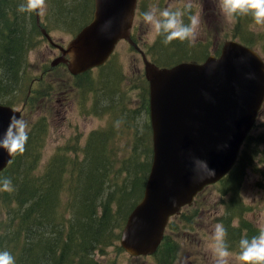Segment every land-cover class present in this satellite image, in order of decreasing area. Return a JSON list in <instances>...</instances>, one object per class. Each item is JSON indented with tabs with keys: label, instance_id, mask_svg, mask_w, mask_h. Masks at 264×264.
<instances>
[{
	"label": "trees",
	"instance_id": "1",
	"mask_svg": "<svg viewBox=\"0 0 264 264\" xmlns=\"http://www.w3.org/2000/svg\"><path fill=\"white\" fill-rule=\"evenodd\" d=\"M20 1L0 0V103L14 107L20 102L29 106L30 102L38 103L43 99V90L37 88V83L40 84L41 81L37 79L38 82L34 83L33 80L31 85L27 84L25 75L28 52L41 40V27L36 14L17 11ZM80 1L81 5H93L94 2ZM91 13L92 10L90 15ZM232 33L234 38L257 49L264 56V29L256 26L250 16L237 18ZM184 43L175 41L170 45L176 48L175 51H180ZM185 55H188L185 59L191 61H202L207 57L194 53L189 55L188 52ZM109 61L100 68L107 67ZM141 91L143 102L138 107H128L124 103L110 105V115L115 113L116 118H112L113 123L108 125V129L97 130L91 137L90 145L84 149L86 152L82 161L57 150L41 169L42 143L48 130L43 125L47 126L48 122L44 119L39 124L40 129L29 132L25 153L13 158L0 173V177H8L13 182L12 192L0 191V250L9 251L16 264H29L28 258L31 263L38 264L41 260L44 262L40 256H45L46 252L43 253L42 249L35 256L30 254V240L41 231L45 235L36 249L39 251L43 248L42 244L51 243L55 264H109V248L119 246L121 230L143 197L151 168L149 92L147 88H142ZM124 120L127 128L122 126V129L127 133L135 134L138 131V137L142 131L145 139L142 150L144 156L133 155L134 165L127 162L129 158L120 160L118 167L117 159L120 154L114 152L113 144L117 140L115 131H120L118 122ZM131 127L134 131L130 130ZM137 137L134 138L136 143L133 152L138 150ZM125 143L121 142L123 150H127L129 146ZM65 149L71 150L70 145ZM115 167L117 174L113 172ZM122 169H127V181H119ZM248 172L261 175L257 185L264 189V122L259 132L256 133L253 129L248 135L234 167L215 184L221 188L222 204L227 206V218L222 220L227 229L226 243H230L232 249L238 251L240 239L257 235L259 229L242 217L249 210L243 204L242 196ZM108 176L113 177L109 180ZM183 210L181 215L185 221L188 220L185 226L193 227L190 223L192 217L184 215ZM236 219L240 220V224L234 227ZM174 225L182 227L176 222ZM170 228H173V224ZM112 229L117 231L113 233ZM166 243L167 240L163 245ZM165 250L164 247L163 252ZM100 256H106L107 261ZM169 257L165 253V258Z\"/></svg>",
	"mask_w": 264,
	"mask_h": 264
},
{
	"label": "water",
	"instance_id": "2",
	"mask_svg": "<svg viewBox=\"0 0 264 264\" xmlns=\"http://www.w3.org/2000/svg\"><path fill=\"white\" fill-rule=\"evenodd\" d=\"M136 6L137 0H95L92 20L66 47L57 44L62 54L53 65L65 62L74 75L104 65L118 41L130 38ZM144 60L153 161L144 195L121 234L122 246L136 256L154 253L170 218L231 171L264 105V58L242 42L227 41L218 57L201 63L160 68ZM13 114L22 117L20 109L0 103V137ZM194 157L206 160L215 174L194 181ZM12 160L0 149V173Z\"/></svg>",
	"mask_w": 264,
	"mask_h": 264
},
{
	"label": "rangeland",
	"instance_id": "3",
	"mask_svg": "<svg viewBox=\"0 0 264 264\" xmlns=\"http://www.w3.org/2000/svg\"><path fill=\"white\" fill-rule=\"evenodd\" d=\"M22 2L23 0L20 1V3ZM189 2L192 4L190 14H199L200 16L199 35L194 45H189L186 42L180 51L179 49L175 51L174 46H165L161 42V37L150 33L149 28L142 21V13L148 9L150 4H157L161 9L165 7L175 9L183 8ZM218 2L219 0H139L130 30V38L118 41L107 67L95 68L89 73L81 75L72 74L68 71L66 64H61L62 62L53 65L57 56L60 55V51L49 43L40 28L41 40H38L37 45L28 52L25 75L27 84L31 85L33 80L41 81L40 84L37 83V88L43 90V99L38 103L30 102L29 106H24L20 102L15 107L21 110V118L28 122L30 131L36 128L40 129L41 125L39 126V124L44 119L48 122L47 126L43 125L48 130L45 141L42 143L41 169L57 150L70 157L80 158L82 161L86 152L84 149L90 145L91 137L96 134L97 130L108 129V125L113 123L112 118H116L115 113L110 115L109 107L112 103H124L128 107H138L143 102L141 89L148 87L144 56L157 65H171L175 62L189 60L185 59L188 57L185 55L186 52L189 55L194 53L200 56L217 54L226 39L234 38L232 31L236 26V20L228 23L220 12ZM81 8H88L90 16L91 10L92 13L94 10V2L93 5H81L80 0H47L45 14L40 16L41 27L46 26L49 29L53 42L66 45L92 20V17L88 16L80 21ZM187 22V17H185V23ZM261 114L264 115V107ZM262 123L258 121L254 132L257 133L261 130ZM118 124L120 131H115L117 140L113 144L114 152L120 154L117 166H120V160L128 158L127 162L134 165L133 155L144 156L142 151L145 146L144 135L140 131L137 137L136 132L138 131L135 134L134 132L129 134L123 130L122 126L127 128L126 120L118 122ZM130 130L134 131V128L131 127ZM136 137L138 150L133 152L136 143L134 138ZM121 142L123 144L126 142L125 144L129 145L127 150H123ZM67 145H70L71 150L65 149ZM110 163L112 162H108V164ZM126 170H121L119 181L128 180ZM117 171V167H115L114 174H117ZM108 173L111 174V171ZM112 177L108 176V179L111 180ZM260 179V174L248 172L242 188L243 204L249 209L244 212L242 217L258 228L264 226V189L257 185V181ZM183 211L187 217H192L190 223L193 224L192 230H195V233L184 240L179 239L175 231L170 232V235L175 238L173 244L176 245V249L170 257L172 264H188L189 261L190 264H213L212 253L208 247L211 243L213 226L217 223L223 224L222 220L227 218V206L222 204L221 188L215 184L208 186L199 193L196 201L185 207ZM187 221L183 219L181 222V218L175 220L183 229L187 227L185 226ZM174 224L173 228L176 227ZM238 224H240V220L236 219L233 225ZM40 231L41 229L38 230V232ZM115 231L117 230H111L113 233ZM42 233L41 231L38 236H32L30 254L35 256L42 249L46 255L40 256L43 257L44 262L41 260L38 264H55L56 258L51 254V243L42 244L43 248H40L39 251L36 249V246L44 238L45 234ZM182 234L184 235L183 231H180L178 235ZM227 245L230 252L234 254L239 252L237 249L233 250L230 243ZM109 251V264H139L140 261L146 264H155L154 258L138 261V258H134L137 257L136 255L130 254L120 246L110 247ZM160 256L164 259V253ZM100 257L103 260L107 259L106 256ZM28 262L35 264L31 263L30 258H28ZM164 264L169 263L166 261Z\"/></svg>",
	"mask_w": 264,
	"mask_h": 264
},
{
	"label": "clouds",
	"instance_id": "4",
	"mask_svg": "<svg viewBox=\"0 0 264 264\" xmlns=\"http://www.w3.org/2000/svg\"><path fill=\"white\" fill-rule=\"evenodd\" d=\"M218 7L228 23L239 17L250 16L256 26L264 29V0H219ZM47 8V0H23L17 11L22 14L43 16ZM192 4L186 3L183 8L165 7L150 4L142 13V21L150 33L162 37V43L167 46L173 41L187 42L194 45L200 29L199 14H190ZM185 17L188 22L185 23ZM74 55V53L70 54ZM249 79L254 78L249 74ZM207 95V94H205ZM258 121L264 122V115L259 114ZM29 125L22 118L13 114L7 130L0 137V149L5 150L12 158L22 156L29 140ZM214 169L206 160L193 158V180L201 181L205 176H213ZM13 182L8 177H0V191L12 192ZM235 227V225H233ZM227 229L221 223L213 226L209 250L212 253L213 264H264V226L258 229V234L251 238L242 237L239 241V252L229 251L226 243ZM0 264H16L15 258L7 250H0Z\"/></svg>",
	"mask_w": 264,
	"mask_h": 264
},
{
	"label": "flooded vegetation",
	"instance_id": "5",
	"mask_svg": "<svg viewBox=\"0 0 264 264\" xmlns=\"http://www.w3.org/2000/svg\"><path fill=\"white\" fill-rule=\"evenodd\" d=\"M139 4V3H138ZM94 10H95V0H94ZM94 10H93V13H91V17L93 18V14H94ZM85 13H86V15H85ZM88 13H89V10H88V8L87 9H80V14H82V15H80V17H81V19H84V18H88ZM89 16V17H90ZM37 22H38V19H37ZM38 25L41 27V24L40 23H38ZM42 28H45V29H47V31L50 33V31H49V29L46 27V26H42L41 27V29ZM50 35H51V33H50ZM52 36V35H51ZM46 37V36H45ZM47 38V37H46ZM56 45L57 44H59V45H62V44H60V43H55ZM62 46H67V44L66 45H62ZM56 48H58L59 49V51H60V55L62 54V51H61V49L57 46ZM59 55V56H60ZM59 56H57V58L59 57ZM67 58H68V56H67ZM61 64H66L67 65V69H68V71H69V68H68V64L67 63H61ZM95 69V68H94ZM93 70V69H92ZM91 71V70H90ZM79 75H81V74H79ZM34 83H35V81H33ZM25 106V105H24ZM182 213V212H181ZM181 213L180 214H177V215H175V216H173L172 218H170V220H169V224H168V227L166 228V230H165V234H164V237H163V240H162V243L160 244V246L158 247V249L154 252V253H152V254H149V255H141V256H137V257H134V258H138L139 260L138 261H140L141 259L143 260V259H148V258H154L155 259V264H164L166 261L169 263V264H172V259L170 258L171 256H172V253H173V251L176 249V245L175 244H173V241L175 240V238L172 236V235H170V232H173V231H175V233L177 234L176 236H178L179 237V239H188L190 236H191V234L193 233H195V230H192V227L191 228H189L188 226L186 227V228H182V227H175V228H170V225L171 224H174L175 223V220L176 219H180L181 218V222H182V220H183V215H181ZM186 214V213H185ZM184 214V215H185ZM180 231H183V233H184V235L182 234V235H178L179 234V232ZM168 241V245H166L165 246V248H166V250H165V252H163V250H161V248H164V245H163V243H164V241ZM179 243H180V240H179ZM171 244V245H170ZM167 251H169V253L167 252ZM164 253V259H163V257L162 256H160V254H163ZM165 253H168L169 254V258H165ZM176 260H177V258H176ZM175 260V261H176ZM174 261V262H175ZM139 264H146V263H143V262H141L140 261V263ZM188 264H190V261L188 262Z\"/></svg>",
	"mask_w": 264,
	"mask_h": 264
},
{
	"label": "bare ground",
	"instance_id": "6",
	"mask_svg": "<svg viewBox=\"0 0 264 264\" xmlns=\"http://www.w3.org/2000/svg\"><path fill=\"white\" fill-rule=\"evenodd\" d=\"M43 29H44V30H46L47 34H48L50 37H52V36L50 35V33L47 31V29H45V28H42V30H43ZM44 36H46V37H47V35H45V34H44ZM47 38H48V37H47Z\"/></svg>",
	"mask_w": 264,
	"mask_h": 264
}]
</instances>
